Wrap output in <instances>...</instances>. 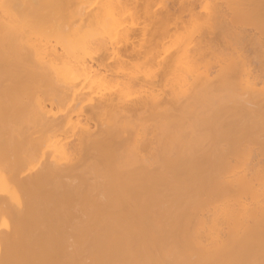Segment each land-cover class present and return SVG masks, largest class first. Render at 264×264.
<instances>
[{
    "label": "bare ground",
    "instance_id": "1",
    "mask_svg": "<svg viewBox=\"0 0 264 264\" xmlns=\"http://www.w3.org/2000/svg\"><path fill=\"white\" fill-rule=\"evenodd\" d=\"M167 1L0 0V264H264V0Z\"/></svg>",
    "mask_w": 264,
    "mask_h": 264
},
{
    "label": "rangeland",
    "instance_id": "2",
    "mask_svg": "<svg viewBox=\"0 0 264 264\" xmlns=\"http://www.w3.org/2000/svg\"><path fill=\"white\" fill-rule=\"evenodd\" d=\"M196 2V4L202 5L204 3V0H192ZM192 5L189 4L187 0H168L167 3L165 4L164 7L161 5H158L154 7L155 9H159L160 11H166L171 14L172 21L170 23V33L174 32H182L185 30L187 26H190L194 20L192 19L190 15V8ZM197 11H201L203 8L200 9V6H197ZM199 9V10H198ZM149 24L147 25L148 27V32L147 35L144 36L139 29L136 30L135 32V37L134 40L137 44V49L141 50L140 54H137L135 52L129 53V60L130 62L133 63H141L143 64L145 61V55L147 52V48L150 44L156 43V32L159 29V26H156V23L153 21L149 20ZM140 27V26H139ZM216 35L220 36L219 30L215 31ZM243 34L248 35L249 33H255L257 34L254 30L251 31L250 28H243L242 30ZM215 36V35H214ZM165 39L164 41H167ZM247 42H238V46L240 47L241 51L243 54L246 56L248 60V67L253 75H257V80H258V86L263 87L264 86V64H261V58H262V49L255 46V49L248 47ZM230 46V47H229ZM228 47V48H227ZM217 48H219L220 51H223L225 53L230 52L232 50V44L227 46V42L224 43L221 39L218 40L217 42ZM146 51L144 52V50ZM131 51V48H130ZM218 68V67H217ZM215 67L212 68V71L214 73L216 72ZM157 77H155L154 83L153 84H147L145 85L146 89H154L159 93L161 99L165 101L168 98V90L162 86L161 78H162V73L159 72L157 73ZM143 94V91L140 93ZM137 96V95H136ZM141 96V95H139ZM254 145V144H253ZM249 166H254L257 168L263 167L264 166V157L259 153V147L258 145L252 146L251 153L249 157L247 158Z\"/></svg>",
    "mask_w": 264,
    "mask_h": 264
}]
</instances>
